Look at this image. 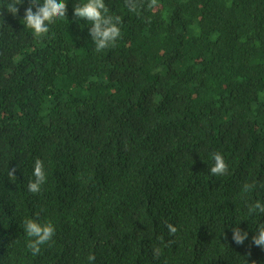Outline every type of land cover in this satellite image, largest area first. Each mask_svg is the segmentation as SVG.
<instances>
[{
	"label": "trees",
	"instance_id": "1",
	"mask_svg": "<svg viewBox=\"0 0 264 264\" xmlns=\"http://www.w3.org/2000/svg\"><path fill=\"white\" fill-rule=\"evenodd\" d=\"M9 2L0 264H89L90 254L92 264H264L252 243L264 213L248 214L264 204V0H145L137 13L105 0L121 37L101 52L74 17L81 0H65L66 18L41 38L22 21L30 0L15 17ZM213 153L226 175H211ZM36 159L47 179L32 194ZM26 219L55 228L36 256ZM235 227L248 232L243 245Z\"/></svg>",
	"mask_w": 264,
	"mask_h": 264
},
{
	"label": "clouds",
	"instance_id": "2",
	"mask_svg": "<svg viewBox=\"0 0 264 264\" xmlns=\"http://www.w3.org/2000/svg\"><path fill=\"white\" fill-rule=\"evenodd\" d=\"M22 0H10L5 9L12 16L19 12L18 5ZM125 6L129 12L137 13L145 7V0H124ZM158 0H148L149 9L157 8ZM67 13V2L65 0H30L29 6L24 12V26L30 29L37 38L46 36L49 33V25L57 19H65ZM74 17L79 20L87 21L90 24L89 35L95 44V50L101 52L110 47H115L116 41L121 37L119 25L122 23L120 16L109 14L105 0H81L79 4L74 5ZM212 159L214 166L211 167L210 173L213 176H223L228 173V165L220 153H213ZM16 168L8 171L7 175L10 180H15ZM34 180L28 183V191L32 194H38L42 186L46 183V172L43 161L36 159L33 171ZM255 187L253 184H244L243 192L247 193ZM264 213V204L257 201L254 205H249L248 214ZM170 235H175L177 228L172 224L166 223ZM24 233L29 238L27 249L33 256L40 254L41 246L48 244L55 236L54 225L49 221L40 223L38 219H26L24 221ZM248 238V232L242 231L239 227L232 229V240L237 245H243ZM172 243V241H169ZM252 243L255 246L264 249V224H261L252 237ZM154 258L160 255V248H154ZM89 264L95 260L94 255L88 256Z\"/></svg>",
	"mask_w": 264,
	"mask_h": 264
}]
</instances>
